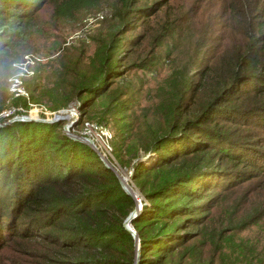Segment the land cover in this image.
Wrapping results in <instances>:
<instances>
[{"label":"trees","instance_id":"16d2710c","mask_svg":"<svg viewBox=\"0 0 264 264\" xmlns=\"http://www.w3.org/2000/svg\"><path fill=\"white\" fill-rule=\"evenodd\" d=\"M235 1L208 14L206 24L196 15L204 25L192 57L140 106L141 72L153 69L163 41L194 15L172 10L170 0H0V111L16 40L32 33L44 9L54 22L111 9L88 62L80 69V55L66 50L56 58L62 72H53L54 85L36 95L32 88L30 99L52 110L79 100L74 127L84 118L110 125L122 167L141 152L156 154L151 166L139 161L132 171L144 197L131 220L138 264H264L256 241L231 243L242 230L264 232V0L246 10L248 38L225 47L220 34L234 20ZM63 123L0 125V251L12 252L0 264H135L124 221L137 200ZM238 194L231 204L222 199ZM226 243L237 251L233 258Z\"/></svg>","mask_w":264,"mask_h":264},{"label":"rangeland","instance_id":"374dc122","mask_svg":"<svg viewBox=\"0 0 264 264\" xmlns=\"http://www.w3.org/2000/svg\"><path fill=\"white\" fill-rule=\"evenodd\" d=\"M255 2L256 0H236L234 2L233 8L235 17L231 25L225 28V30H222L223 35L220 34V45L223 44V46H225V44L228 45L231 42L238 41L236 45L238 46L242 40L248 38L247 35L249 34L250 29L246 27L245 20H247L251 14L249 13L248 16L246 10L253 8ZM169 4H171L172 10L178 9L181 13L188 12V18H192L193 15L194 18L187 26L183 27L175 37H171L169 39L167 38V41H163V47L162 49H159L160 54H156L157 61L153 69L150 71L141 72L144 80L146 81L143 82V92L140 94V106L150 104L152 98L148 96L149 91L153 92L157 84L167 76V74L175 67V65L178 66L192 57V54L196 48L195 45L197 44V40L201 38L204 25L203 23H200V19L199 17L196 18V15L198 13L203 14L204 19H206V22L204 21V23L206 24L208 14L216 12L218 14L219 12L221 13L223 10L222 7H227L230 4V0H170ZM111 16V9L108 6H104L101 8V10L87 13L80 20H61L54 22L50 20L49 10L44 9L40 13L37 21H35V25L33 26L35 30L32 29L33 31L29 36L24 35V38H18L16 40L17 44H15V51L18 53V55H16V58L10 59L8 71H6L9 73L8 75L6 74L7 94L4 99V108L0 111V125L12 122L14 118L21 116H32L37 119L45 120L52 119L55 116H61L62 118L58 120L64 121V130L74 137L83 138V135L81 134L82 130L78 127H74L76 120L74 119L75 114H72L74 112V108L76 107L77 109H75V112L79 114L80 118L81 113L79 110V100L73 99L67 104L66 107L58 110H52L48 108V106L45 104V101L41 103L32 101L30 99V93L32 88L36 89L34 92L36 95L44 90H47L46 87H51L54 85V82H52L54 81L53 72H62L59 67V62L56 61V58L63 54L66 50L69 52L75 51L80 55L82 62L79 64V67L81 69L96 50L95 38L99 37L100 32L104 31V29H102V21L104 19L111 18ZM231 27H234V32L232 35V39L234 38L233 41L230 40ZM36 29H38V31H36ZM231 46H233V43H231ZM64 58L67 59V56L65 55ZM63 61L66 62V60ZM14 76H19L21 78L20 80L25 90V94L19 97H16L13 94L14 92L11 91L10 81ZM38 76H41L40 84H36ZM133 80H131L132 87H135V85L138 83L134 82ZM128 82L130 81L125 80L124 84H127ZM17 98H21V101L26 100L27 106H23L21 104L15 105L14 100ZM2 119H4L3 121L5 122L1 121ZM83 120L94 124H100L110 130V133L112 134V139L110 142V146L112 148L111 156H99L100 160L103 162V164L105 163L106 165H109V168L117 174L122 183L126 187H129V189H127L132 191V193L136 192L137 197L143 201L144 197L138 193V190L134 186L132 179L133 166L134 163L139 161H141V163L144 165L151 166L156 159V154L148 153L143 155L141 152L139 159L132 160L130 164L122 167L114 156V130L110 127V125L98 123L93 119L90 120L84 118ZM256 134L263 137V133H260L259 131H256ZM87 136L93 137L94 142L98 147V151L102 153L101 149L103 148V144H107L105 138H100L93 133ZM101 157H103L106 162L103 161ZM238 196L239 194L237 196L229 195L223 197L222 199H224L226 203L231 204V200L235 197L236 201H238ZM241 240L247 243L256 241V250H264L263 229H258L255 226L237 232L232 237L231 243L239 244ZM225 245V252H231L232 258L236 256L237 251L230 249L228 243ZM10 256H12L11 250L5 249L0 251V262L4 260V258ZM187 264L191 263L189 262Z\"/></svg>","mask_w":264,"mask_h":264},{"label":"built area","instance_id":"2783aa9c","mask_svg":"<svg viewBox=\"0 0 264 264\" xmlns=\"http://www.w3.org/2000/svg\"><path fill=\"white\" fill-rule=\"evenodd\" d=\"M20 79L21 78L19 76H14L11 78V81H10L11 91L14 92L13 94L16 97H19V96L25 94V90L22 86V82ZM75 109H77V108L75 107L74 112L73 113L71 112V113L75 114L74 119L77 121V119L79 118V114L77 112H75ZM81 130H82L81 134L83 135V138L92 139L94 147H95L93 149L98 153L99 156H103V157L111 156L112 148L110 146V141L112 138V134L110 133V130H108L106 127H104L100 124H94V123L87 122V121L83 122V126H82ZM91 133L95 134L96 136H98L100 138H102V137L105 138V141L107 142V144H103V148H102L103 150L100 148L102 153L100 151H98V147L96 146L93 137L87 136V135H90ZM133 197L137 201H141V199L139 197H137V194Z\"/></svg>","mask_w":264,"mask_h":264},{"label":"water","instance_id":"95a60500","mask_svg":"<svg viewBox=\"0 0 264 264\" xmlns=\"http://www.w3.org/2000/svg\"><path fill=\"white\" fill-rule=\"evenodd\" d=\"M62 117L60 116H55L54 118L52 119H48V120H45V119H37V118H34V117H29V116H21V117H18V118H14L13 120H39V121H48V122H55V121H58V119H61ZM12 120V121H13ZM71 137L75 138V139H79L87 144H89L92 148H95L94 147V144H93V141L92 139H86V138H81V137H74L73 135L70 134ZM101 159L103 161L104 158L101 157ZM106 162V161H105ZM105 164V163H104ZM106 165V164H105ZM106 167L109 168V165H106ZM120 182L122 184V187L123 189L128 193V194H131L133 196H135L137 193L136 192H133L132 191H129L127 189V187L122 183L121 179H120ZM138 193L140 194V191H138ZM142 207V201H137V206L136 208L129 214V216L125 219L124 221V226L125 228L132 234L134 240H135V264H138V250H139V239L137 237V234H136V231L133 229L132 225H131V220L139 213V210L140 208Z\"/></svg>","mask_w":264,"mask_h":264},{"label":"bare ground","instance_id":"6f19581e","mask_svg":"<svg viewBox=\"0 0 264 264\" xmlns=\"http://www.w3.org/2000/svg\"><path fill=\"white\" fill-rule=\"evenodd\" d=\"M126 183V182H125ZM127 188L129 189V187L127 186ZM140 196V195H139Z\"/></svg>","mask_w":264,"mask_h":264}]
</instances>
